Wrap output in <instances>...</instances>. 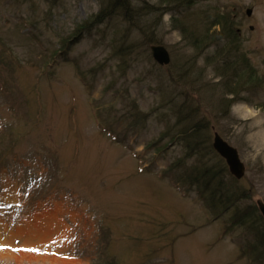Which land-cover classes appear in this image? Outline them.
I'll return each mask as SVG.
<instances>
[{"label": "rangeland", "instance_id": "1", "mask_svg": "<svg viewBox=\"0 0 264 264\" xmlns=\"http://www.w3.org/2000/svg\"><path fill=\"white\" fill-rule=\"evenodd\" d=\"M214 6L236 20L257 75L235 96L219 83V50L185 70L195 53L168 13L158 39L189 84L154 62L142 23L96 22L99 0H0V264H264V0H198L186 13ZM196 123L210 145L217 131L239 152L244 177L216 181L243 219L233 206L216 219L221 208L208 211L188 183L197 151L186 159L181 140L165 144Z\"/></svg>", "mask_w": 264, "mask_h": 264}, {"label": "trees", "instance_id": "2", "mask_svg": "<svg viewBox=\"0 0 264 264\" xmlns=\"http://www.w3.org/2000/svg\"><path fill=\"white\" fill-rule=\"evenodd\" d=\"M42 1L51 5H56L59 0ZM99 1L102 5V10L99 11V14L94 16V20L96 22L103 20L101 17L104 13H107L106 16L117 15L121 17L123 21H125L129 26L140 22L143 24L145 31L147 32L146 40L143 42L147 44V46L160 43L157 34L158 24L160 23L164 14L168 13L171 15L169 18L171 22V28L177 29L181 36V40L185 45V48L195 53V56L192 57L189 66L186 68L184 67L185 70L187 69L190 71L193 69L195 57L202 56L203 52L209 51L204 58L205 62H208L210 61L209 56L213 52L211 50H219L215 53H220V58L218 59L220 62H218L216 59L214 61H217L216 65L218 64V68L216 70L219 71L222 76L219 83L227 91V93H225L226 95H237V90L240 87H238L239 84L245 85L256 82L257 75L251 68V64L244 54L245 52L239 50L240 44L234 30V20L228 12L220 9L219 6H214L213 9L215 14L214 12H212L211 15L206 12H198L197 10H194V16L190 17L189 14L186 13V10L191 7L193 2L198 0H157L156 3L152 2V4H147L145 2L140 3V0ZM138 17L139 19L136 20ZM134 18L135 20H132ZM151 21L153 23H151ZM204 28L205 31H203ZM227 46H229V48ZM239 56L243 57L244 65L242 67L240 63H237V57ZM165 69L168 71V74L173 81H181L183 84H189L191 81L195 80V78L190 79V75L187 72H185V76L181 80H177L173 74H180V72L174 65L166 66ZM182 71L184 70L182 69ZM200 73H202V71ZM192 91L193 90L190 87L183 91V93L185 95H191V99L194 102L196 108H199V100L201 99V96L199 94L193 95ZM209 97L210 94L207 93L206 98ZM229 98L230 99H225L226 109L232 101V98ZM186 103V97L181 98V102L177 109L178 120H183L187 117L186 115L183 116V112L186 110ZM205 122V124L208 126L209 123L207 121ZM202 125L203 124L196 123L182 129L177 136L167 138L165 144L167 145L175 140H181L186 159L188 156H192V153L197 151L195 156L193 155L192 158H198L199 161L191 165L192 173L188 175L190 178L188 183L191 186H196L197 189H199V187L201 188L199 194L209 208L215 206L214 208L219 209L229 199H224L225 196L223 195L227 192V187L221 184V180L216 181V178L228 175L227 168L224 165V161L220 159L209 146L206 136H201L200 132H196L204 128ZM169 130L170 129H168V131H164V133L161 135V139L168 134ZM163 147H165L164 143L158 146L157 149H161ZM206 156H212L216 161L215 165L209 164ZM213 213H215V216L220 214L219 211ZM260 242L264 245V238L261 236ZM254 250L259 251L257 240L254 242Z\"/></svg>", "mask_w": 264, "mask_h": 264}, {"label": "water", "instance_id": "3", "mask_svg": "<svg viewBox=\"0 0 264 264\" xmlns=\"http://www.w3.org/2000/svg\"><path fill=\"white\" fill-rule=\"evenodd\" d=\"M151 55L152 58L160 65H165L170 62L169 53L162 45H152ZM212 146L214 150L224 159L229 172L236 179L241 178L244 175L245 167L239 158L238 151L224 141L218 134L214 135ZM259 210L264 218V204H260Z\"/></svg>", "mask_w": 264, "mask_h": 264}]
</instances>
